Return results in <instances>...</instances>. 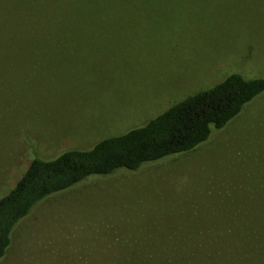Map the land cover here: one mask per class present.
<instances>
[{"label":"rangeland","instance_id":"1","mask_svg":"<svg viewBox=\"0 0 264 264\" xmlns=\"http://www.w3.org/2000/svg\"><path fill=\"white\" fill-rule=\"evenodd\" d=\"M16 1L0 0V198L35 157L90 149L233 72L264 76V0H112L42 40L20 36ZM93 176L40 201L0 264H160L264 234V94L191 151Z\"/></svg>","mask_w":264,"mask_h":264},{"label":"trees","instance_id":"2","mask_svg":"<svg viewBox=\"0 0 264 264\" xmlns=\"http://www.w3.org/2000/svg\"><path fill=\"white\" fill-rule=\"evenodd\" d=\"M112 0H17L23 38L42 40L52 24H79L81 13L108 8ZM29 13V15H28ZM31 15V18L29 17ZM28 24V25H27ZM264 94V76L231 73L210 89L169 107L145 125L106 137L90 149H70L53 159L35 157L16 185L0 198V262L6 256L17 224L46 197L67 190L93 175L100 177L191 151L226 127L247 104ZM211 237L221 250H165L160 264H264V234ZM153 264V263H149Z\"/></svg>","mask_w":264,"mask_h":264}]
</instances>
